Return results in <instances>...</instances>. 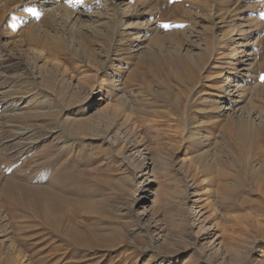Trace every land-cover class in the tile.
Segmentation results:
<instances>
[{
    "label": "rangeland",
    "instance_id": "obj_1",
    "mask_svg": "<svg viewBox=\"0 0 264 264\" xmlns=\"http://www.w3.org/2000/svg\"><path fill=\"white\" fill-rule=\"evenodd\" d=\"M39 1L0 0V70L11 65L0 71V263L46 264L56 237L46 243L42 213L17 200L36 203L56 188L76 199L82 231L102 235L81 255L86 264H264V187H244L257 165L220 137L229 117L264 118V0ZM113 17L117 30L100 43ZM152 44L181 61L201 57L198 75L224 80L209 84L221 95L201 88L183 116L181 89L133 71ZM226 87L231 99L214 98ZM214 100L219 113L204 119Z\"/></svg>",
    "mask_w": 264,
    "mask_h": 264
},
{
    "label": "bare ground",
    "instance_id": "obj_2",
    "mask_svg": "<svg viewBox=\"0 0 264 264\" xmlns=\"http://www.w3.org/2000/svg\"><path fill=\"white\" fill-rule=\"evenodd\" d=\"M35 2H38V0H34ZM41 1H44V2H48L49 0H41ZM39 1V2H41ZM111 8H113L111 6ZM58 10V9H57ZM64 10V9H63ZM139 11V10H138ZM74 12V11H73ZM135 12V11H133ZM65 13H66V10H65ZM75 13V12H74ZM139 13V12H138ZM136 12V14H138ZM135 14V15H136ZM140 14V13H139ZM57 15V14H56ZM54 15V16H56ZM67 15H72L71 13L68 14L67 12ZM127 15V14H126ZM134 15V14H133ZM117 17V16H116ZM139 17V16H138ZM50 18V17H49ZM60 18V17H59ZM68 18V17H67ZM71 18V17H70ZM130 18V17H129ZM54 19V18H53ZM61 19V18H60ZM111 19V18H110ZM114 17L113 19L109 22L107 21L104 25H103V32L101 33V37H100V43H101V40L103 38H106L107 35L110 36V33H112V30L113 32H116L117 30V27H115V25L113 24V21H114ZM139 19V18H138ZM48 22H50V20H48ZM61 22V20H60ZM59 22V23H60ZM115 23V22H114ZM47 25L45 27H48L49 26V23H46ZM61 24V23H60ZM117 24V23H116ZM128 24V23H127ZM138 24V23H137ZM250 24V23H249ZM124 25V23H123ZM126 25V24H125ZM130 25V24H129ZM133 26V25H132ZM131 26V28H132ZM44 27V28H45ZM56 27V26H55ZM124 27V26H123ZM135 27V26H134ZM138 27V25H137ZM135 27V28H137ZM50 28V27H49ZM128 28V27H127ZM133 28V29H135ZM58 29V28H57ZM129 29V28H128ZM128 29H125L126 32L124 31L125 34H122V36L127 40L129 38H131L132 36L134 37V35L131 33L130 34V31ZM137 29H140V28H137ZM128 30V31H127ZM132 30V29H131ZM244 32L240 35V36H244L245 33L247 32H250L251 29H250V26H247L245 28L242 29ZM137 31V30H136ZM146 34H148L150 32V30L148 28H145V31H144ZM94 33V32H93ZM104 34V35H103ZM116 35V33H114ZM120 35V34H119ZM96 37L99 38V36L96 35ZM108 37V36H107ZM145 36L143 35H140L137 39H135V41H138L139 42V39L140 38H143ZM57 38V37H56ZM98 38L96 40H98ZM53 40H55V38H53ZM108 41H106L104 43V46H106V51H109V49L111 48V45H112V40H111V37L107 39ZM120 40V39H119ZM158 40V39H157ZM57 41V40H56ZM54 41V43L56 42ZM122 41V40H121ZM133 41V40H132ZM124 42V41H122ZM131 42V41H130ZM58 43V41H57ZM102 43V44H103ZM160 43V42H159ZM59 44V43H58ZM60 45V44H59ZM131 46V51L138 48V46L136 47L134 45V42H131L130 44ZM153 45V44H152ZM154 46V45H153ZM149 46L146 51H145V55H143L142 57H138L135 59V64L133 65V67L135 69H133V71L137 74V75H141V73H145L146 75L150 74L151 77H153L154 79L158 80L159 81V84L160 82H162L163 84L162 85H167L168 87L171 85L174 86V88L176 89H181L180 91V96H178V100L176 99L178 105L180 106V109H182L183 111L182 114H184L183 116H187L188 118V114L191 113V111L194 109L195 105H196V102H193L192 101V98L193 96H196V94H198V90H200L201 88L202 89H207V90H211V92L213 91L216 92L215 94H218L219 93V90L220 88L218 87L217 89L214 87L209 86V84H214L215 82H217L218 80H221V78H208L207 80L204 81V79L201 78V74L202 72L205 70V68H202V71L201 73L198 75L199 71H200V67L202 66V59L200 57V59H196L194 62H191V61H181L179 60L177 57H172L171 54H168V55H162V53L160 54L157 49H156V46ZM127 47V46H126ZM160 47V46H159ZM161 49V47H160ZM121 50V49H120ZM118 50V51H120ZM162 51V50H161ZM105 52V51H104ZM158 52V54H157ZM163 52V51H162ZM52 53V52H51ZM165 52H163L164 54ZM235 60V59H234ZM255 58H254V63H255ZM63 61V60H62ZM238 59H236L235 62H237ZM13 63V62H12ZM232 63V62H231ZM231 65V64H230ZM15 66V65H14ZM72 66V65H71ZM252 66V65H251ZM73 67V66H72ZM59 68V67H57ZM77 68V67H76ZM76 68H72V69H75ZM11 69V65L10 66H4L1 68L0 71H2L1 73L5 74L6 72H8L9 70ZM16 69V68H15ZM78 70V69H77ZM208 70V68H207ZM73 72V71H72ZM132 73V72H131ZM207 73V72H206ZM2 74V75H3ZM144 74V75H145ZM8 76V74H7ZM10 76V75H9ZM136 76V75H135ZM1 77V76H0ZM211 77V76H209ZM132 78V77H131ZM134 78V77H133ZM142 78V77H141ZM140 78V79H141ZM237 78V77H236ZM139 79V77H138ZM154 79H151V80H154ZM230 79V78H229ZM238 79V78H237ZM135 80V78H134ZM144 80H145V77H144ZM222 81V84H223V81L224 80H221ZM143 82V81H142ZM148 82H152V81H148ZM208 82V83H207ZM207 83V84H206ZM155 84V83H154ZM230 84V83H229ZM260 84V83H259ZM221 86V85H220ZM225 86H228L225 85ZM232 86V85H231ZM172 89V88H171ZM197 89V90H196ZM196 90V91H195ZM231 90L229 87H226L224 88V90H222V92L224 94H227V97H222V96H214V98H217L220 99V100H223L222 98H225L226 100L228 99H231V95H230V92L232 91H229ZM173 91V90H172ZM176 91V90H174ZM173 91V93H174ZM260 91V90H259ZM171 92V91H170ZM200 92V91H199ZM218 92V93H217ZM221 92V91H220ZM261 92V91H260ZM222 93V94H223ZM263 93V92H262ZM176 94V93H175ZM257 94V93H256ZM179 95V94H178ZM213 95V94H212ZM219 95H221L219 93ZM261 95V94H260ZM224 96V95H223ZM229 96V97H228ZM263 96V95H262ZM7 97V96H6ZM18 97V96H17ZM210 97V95H209ZM254 97V95H253ZM257 97H259L257 95ZM256 97V99H257ZM213 98V99H214ZM255 98V97H254ZM261 98V97H259ZM264 98V97H263ZM196 99V98H194ZM201 100H202V97H201ZM210 100V99H208ZM206 100V102L208 101ZM219 100V101H220ZM261 100V99H260ZM6 101V100H5ZM100 101V100H99ZM102 101V99H101ZM200 101V100H199ZM230 101V100H229ZM252 101V100H251ZM256 101V100H254ZM253 101V102H254ZM198 102V101H197ZM210 102V101H209ZM252 104H256L255 102ZM257 102V101H256ZM176 103V104H177ZM257 103H262L261 102H257ZM210 104V107H208V109L211 107H213V110H211L208 114L203 115V117H206L204 119H207V115H214V114H217L219 112H217V110L220 108H218V104L215 103V100L214 102H211L209 103ZM206 105V104H204ZM260 105V107L258 106ZM257 107L260 108V113L261 115L263 114L264 115V104H258ZM207 106V105H206ZM205 106V107H206ZM209 106V105H208ZM204 107L205 110H207L206 108ZM253 108V107H251ZM177 109V108H176ZM231 109V108H230ZM233 109V108H232ZM257 109V108H256ZM255 109V110H256ZM175 110V109H174ZM202 110V109H201ZM200 110V111H201ZM203 110V111H205ZM220 110V109H219ZM254 110V108L252 109ZM176 111V110H175ZM209 111V110H208ZM207 111V112H208ZM244 111V110H243ZM242 111V112H243ZM258 111V110H256ZM177 112V111H176ZM194 112V111H193ZM198 112V111H197ZM206 112V111H205ZM206 112V113H207ZM253 112V111H251ZM195 113V112H194ZM203 113V112H202ZM256 113V112H255ZM251 113L253 114V117L252 118H256L259 120L260 119V123L258 124H255L252 120H249V118H247L243 113L242 116H240L238 119H235L232 118V117H229L227 119V122L226 124L224 123V126L223 128H221V136L222 138H227V139H222L224 143H222L221 145L224 146V144H228V140L229 138H231V141H230V144L232 143L233 147L240 153H242L244 156L248 157V159L246 160L249 164V162H255V164L257 165V169L253 168V167H250L249 168H246L245 171H247V177H249L250 179H248L247 181H245L244 183V187L245 189H248L249 191H252L253 189H258L259 191L261 187H264V121H262L264 118L263 116L260 117V115H258L259 113ZM181 114V113H180ZM181 114V115H182ZM200 114V113H198ZM250 114V113H249ZM250 114V115H251ZM159 115V114H158ZM196 115V114H195ZM194 115V116H195ZM201 115V114H200ZM209 116V117H210ZM256 116V117H254ZM159 118H162L160 116H158ZM176 118L178 116H175ZM196 117V116H195ZM200 117V116H199ZM198 117V118H199ZM164 118V117H163ZM167 118V117H165ZM174 118V119H176ZM210 118H213V117H210ZM209 118V119H210ZM263 118V119H261ZM193 119V118H191ZM197 119V118H196ZM200 119V118H199ZM198 119L197 122H199L200 120ZM202 119V118H201ZM226 119V118H225ZM194 120V119H193ZM221 120V119H220ZM219 120V121H220ZM167 121V120H166ZM177 123L175 124V127L176 129H181L183 126V122H184V119L183 118H179L177 120H175ZM186 121V120H185ZM188 121V119H187ZM191 121V120H190ZM204 121V120H203ZM158 122V121H157ZM171 122V121H170ZM216 122V121H215ZM165 120L164 122H158V124H165ZM169 123V122H168ZM196 123V122H195ZM194 123V124H195ZM85 125V124H84ZM170 125V124H169ZM203 125V124H202ZM223 125V124H221ZM86 126V125H85ZM83 126V127H85ZM164 126V125H163ZM182 126V127H181ZM197 125H195L196 127ZM199 126V125H198ZM206 126V125H205ZM204 127H201L200 130H203ZM209 126V125H208ZM169 127H172L171 125ZM167 126V129L169 128ZM194 127V128H195ZM164 128V127H163ZM211 128V127H210ZM87 129V128H86ZM199 129V128H198ZM207 129V126L204 130ZM212 129V128H211ZM215 130L218 129V124L216 123V128H214ZM157 130V129H156ZM166 130V128H165ZM175 130V129H173ZM170 132H172L170 130ZM181 132V131H180ZM216 133V132H215ZM220 133V132H219ZM219 133H218V136H219ZM172 134H174L172 132ZM175 134L179 135V133H176ZM26 136V135H25ZM172 136V135H171ZM23 137V136H22ZM22 141V140H21ZM18 144V143H17ZM25 144V143H24ZM229 147V146H228ZM230 148V147H229ZM228 148V149H229ZM25 149V148H24ZM251 160H250V159ZM244 159V158H243ZM51 161V160H50ZM245 161V163H247ZM199 162V161H198ZM201 162V161H200ZM244 163V164H245ZM251 164V163H250ZM197 165V163H196ZM195 165V166H196ZM200 166H198V169L200 171L201 174L203 175H206V176H209L208 173L209 170H208V167L206 168V166H203L202 163L199 164ZM253 165V164H252ZM140 166H141V169H143L145 167V162L142 161L140 163ZM192 166V165H191ZM244 166V165H243ZM246 166V165H245ZM193 168V167H191ZM190 168V169H191ZM245 168V167H244ZM54 169V168H53ZM194 169H197L196 167ZM52 170V168L50 169V171ZM211 170V169H210ZM191 171V170H190ZM189 172V170L187 171ZM197 172V171H196ZM59 173V172H58ZM192 173V172H190ZM56 174V172H55ZM197 173H195L196 175ZM199 174V173H198ZM57 175V174H56ZM211 175V173H210ZM192 176V175H191ZM197 178V177H196ZM233 178V177H232ZM11 180V181H10ZM50 180V179H49ZM8 181V180H7ZM8 182H11L12 183H17V179L15 180L14 176L11 175V177H9V181ZM9 184V183H8ZM7 184V185H8ZM21 184V182L17 183V187H19V185ZM23 184V183H22ZM6 185V186H7ZM24 185V184H23ZM11 186V185H10ZM9 186V187H10ZM21 186V185H20ZM8 187V186H7ZM14 187V186H13ZM24 187V186H23ZM224 187V186H223ZM12 188V187H11ZM9 188L8 190H5V194L6 195H14L15 193H13V189ZM18 188H15L18 190ZM23 189V188H22ZM20 189V190H22ZM27 189V188H26ZM56 188H54L55 190ZM251 189V190H250ZM29 190V189H28ZM27 190V191H28ZM53 190V188H52ZM51 191L50 193H48V195L45 197L44 196H34V197H37L38 200L36 201V203H32V200L31 201H27L29 199H26V200H17L19 202V205H20V208L22 206V208H26L27 206H30L29 208H34L35 210L38 211V214L40 212L41 216H42V221H43V224L45 225V229L47 231H49V233H46L48 238L49 239H46L45 242L46 243H50V240H53L51 238V232L53 234L55 238V242L51 243L49 246H45V248L43 249L44 252H46V255L44 256V260H45V263L46 264H50L49 262H52V264H82V263H88L84 260L83 256H81L83 253H87L89 252L90 250H94L96 251L97 248H99L100 246L98 245V240L99 238L102 236H97L95 231H88L85 232V231H82L83 228L86 227V225H82L83 223L79 224L75 221V219L73 218V214L75 213H78V211L76 210V206L73 205V202L76 201V199H74L72 196L69 197L68 195L71 194V192L69 191L68 193V197H65L66 195H64L63 191L62 190H56V191ZM24 191V190H22ZM25 192V191H24ZM44 192V191H43ZM264 192V191H263ZM17 193H20L17 191ZM16 193V194H17ZM23 193V192H22ZM29 193V192H28ZM27 193V194H28ZM42 193V192H41ZM73 193V192H72ZM24 194V193H23ZM22 194V195H23ZM26 194V195H27ZM26 195H25V198H26ZM30 195V194H29ZM28 195V196H29ZM43 195V194H41ZM74 195V193H73ZM13 197H16L15 195ZM20 197H21V194H20ZM23 197V196H22ZM11 199V198H9ZM145 200V199H143ZM69 203L71 202L72 204V208H65L63 206L64 203ZM8 203V202H7ZM93 207V206H92ZM28 208V209H29ZM67 209V212H66V215L67 217H64L63 216V210H66ZM22 210V209H21ZM30 211V210H29ZM32 211V210H31ZM34 212V211H33ZM66 223V224H65ZM87 229V228H86ZM90 229V228H88ZM108 229V228H107ZM111 229V228H110ZM98 234V233H97ZM50 235V236H49ZM100 235V234H98ZM52 236V237H53ZM93 241V242H92ZM91 242V244H90ZM85 243H87L85 245ZM90 244V245H89ZM90 252V256L94 255L95 252ZM101 251V250H100ZM99 251V252H100ZM11 253V252H10ZM4 254V253H3ZM8 254V253H7ZM16 255V254H15ZM87 255V254H85ZM10 256V255H9ZM17 256V255H16ZM88 256V257H90ZM7 257V256H5ZM14 257V256H13ZM17 257H20L19 255ZM94 257V256H93ZM104 257V256H103ZM22 258V257H21ZM21 258H18V259H21ZM2 259V258H1ZM5 259V258H4ZM11 259V258H10ZM86 259V258H85ZM119 259V258H118ZM97 260V259H96ZM95 260V261H96ZM120 260V259H119ZM5 261V260H4ZM10 261V260H9ZM88 261V260H87ZM98 261V260H97ZM122 261V260H121ZM3 262V261H2ZM8 262V261H7ZM24 262V261H22ZM124 262V261H123ZM5 263V262H4ZM1 264V263H0ZM7 264V263H6ZM10 264H21L20 261H10Z\"/></svg>",
    "mask_w": 264,
    "mask_h": 264
}]
</instances>
